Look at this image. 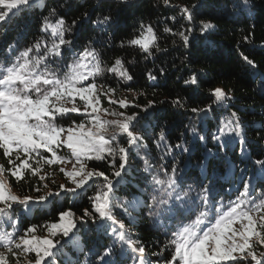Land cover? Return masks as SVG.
Masks as SVG:
<instances>
[{
	"label": "snow or ice",
	"instance_id": "snow-or-ice-1",
	"mask_svg": "<svg viewBox=\"0 0 264 264\" xmlns=\"http://www.w3.org/2000/svg\"><path fill=\"white\" fill-rule=\"evenodd\" d=\"M230 2L235 15L243 16L250 10L249 0ZM113 3L128 6L130 0ZM163 4L186 22L180 25L182 30L167 26L163 29L164 33L178 36L185 48L195 47L198 40L209 41L215 33L216 26L210 20H202L198 25L200 36L194 35L196 17L203 14L202 0L183 5L163 0ZM37 6V0H0V28L15 25L20 37L7 44L0 61V155L5 160L0 163V264H60L65 245L78 246L75 236L84 225L100 233L103 241L86 253L82 251L84 264H160L159 259H153L160 253L149 252L151 245L129 227L145 216L154 223L170 222L164 233L168 238L164 251L171 249V254L164 264H264V159L253 162L251 175L247 166L239 168L238 175L236 166L232 167L240 188L227 205L217 201V196H221L217 189L222 190L223 185L219 184V177L210 174L213 166L224 161L225 150H231L237 140L241 155L251 159L246 152L249 126L236 108L234 90L211 88L205 97L210 102L191 108L187 107V98L172 99L174 108L202 120L218 110L228 113L218 121L216 132L210 137L190 122L185 133L191 134V142L181 133L173 144L163 125L149 128L142 123L149 121V110L155 108L156 101L139 105L134 102L135 97L133 101L115 98L117 89L99 82L106 80L108 74L118 82L135 78L128 66L134 61L120 56L111 63L105 60L119 30V18L113 16L111 7L95 19L84 11L69 22L66 16L79 11L81 5L75 0H64L48 9V14L38 21L39 35L25 42V33L16 21ZM64 8L67 11H61ZM169 19L179 22L177 16ZM86 21L91 22L96 36H78L82 28H87ZM253 36L249 30L243 43L254 42ZM158 40L153 25L140 22L135 34L120 39L119 47L137 48L147 58L166 51ZM22 42L25 46L21 50ZM239 59L245 74L254 78L256 94L264 100V66L244 52L239 53ZM164 74V68L147 72L151 81ZM183 83L195 95L200 93L203 80L192 72ZM128 90L132 91L131 85ZM104 100L122 110L103 107ZM132 108L140 110L129 111ZM245 111L252 114L248 108ZM257 136L264 141V117ZM209 138L215 151L206 147ZM200 144L205 145L202 154ZM150 145L159 150L158 157L147 151ZM134 155L143 161L142 172L147 175L137 177L135 185L129 181L124 187L122 182L129 175ZM194 158L200 176L189 183L188 165ZM89 162H102L110 173L89 168ZM45 166H56L65 183L57 185L54 179L49 182L55 171L49 173ZM29 176L38 178L33 190L40 193L44 189L42 195L20 196L13 191L10 178L19 184ZM257 188L261 189L258 196ZM81 194L87 197L90 207L78 217L71 208L60 211L59 220L47 227L48 236L36 235L37 228L43 230L44 225L32 224L21 230L18 210L30 212L33 205L61 198L71 202V198Z\"/></svg>",
	"mask_w": 264,
	"mask_h": 264
},
{
	"label": "trees",
	"instance_id": "trees-1",
	"mask_svg": "<svg viewBox=\"0 0 264 264\" xmlns=\"http://www.w3.org/2000/svg\"><path fill=\"white\" fill-rule=\"evenodd\" d=\"M193 0H172L174 5L190 4ZM204 7L201 9L202 15L196 17V29L194 35L200 36L198 25L202 20H210L215 26L216 31L210 37L209 41L198 40L195 47L185 48L178 36H172L164 33L165 26L173 28V30H182L180 25L186 22L179 19V14L171 10L163 4V0H130L128 6H116L113 0H75V3L81 5L79 11L66 16L70 22L72 19L80 15L81 12H88L91 19H95L102 11L107 12L109 7L114 17L118 16L119 24L118 31L115 34L114 47L108 50L105 60L111 63L114 57L120 56L125 60L134 61L128 65L135 74L133 81L127 83L113 78L112 74H108L107 79L99 81L111 85L117 89L115 98H127L139 105H145L148 101H156L154 109H150L149 121L142 123L151 128L152 125H163L165 133L169 140L174 144L178 142L177 138L181 133H185V126L194 124L198 129H203L202 134H210L216 132L219 120L228 116L227 112L218 110L215 114L209 113L206 119L194 117L191 113L183 112V110L174 108L170 101L177 96L187 98V107L203 106L204 103L210 101L205 100L209 95V89L214 87H225L234 90L236 108L240 109V116L246 126H249L247 132V159L242 156L239 150V141L233 145L231 150L227 151L224 161L210 169V174L214 173L219 177V184L223 185L221 196H217V201L227 205L230 200L235 199L237 190L240 188L238 179L234 180L232 167L236 166L237 175L238 169L247 166L249 175L253 174L252 164L256 159H264V141H260L257 132L261 128V118L264 117V100L255 92L254 78L245 74L243 67L240 64L239 53L244 52L250 54V58L254 59L257 64L264 66V47H261V41H264V0H249L250 10L243 16L235 15L232 3L230 0H202ZM58 3H64V0H37V7L34 10H29L27 16H23L16 21V24L22 26L25 33V42H31L39 35L38 21L43 16L48 14V9L56 6ZM226 5V7H225ZM61 11H67L66 8ZM177 16L178 23L171 21L169 17ZM140 22L152 24L156 29L159 40L158 43L162 49L166 51L156 52L155 55L145 58L137 48L119 47L120 39H128L135 34L136 27ZM87 28H82L78 36L86 37L96 36L97 33L92 31L90 21L85 22ZM254 25V28H253ZM249 30L254 32L252 43H243L242 38ZM111 35V32L109 33ZM18 29L13 25L7 29L0 28V61L4 59V50L7 44L15 39H19ZM25 42L20 44L21 50L25 46ZM86 42V41H85ZM79 44V41H77ZM164 68L165 74L159 75L156 81H151L147 72L156 73L158 69ZM192 72L198 73L203 80L200 93L193 94L190 88H186L183 80ZM128 85H131L132 91L128 90ZM142 93V94H140ZM139 94V95H138ZM166 101L164 104L159 102ZM103 107L119 109L118 105H109L106 100L102 101ZM245 108L251 110L252 114H248ZM138 108L129 109V111H139ZM235 110V109H233ZM183 112V114H182ZM75 116V114H73ZM111 119V117H108ZM79 122V120L77 121ZM59 123H65L60 121ZM70 123V121L68 122ZM157 133L159 128L156 129ZM191 142V134L185 133ZM199 143V142H197ZM214 142L209 138L206 147L212 148ZM205 145L200 144L199 153L202 154ZM153 153L154 156L160 155L159 150L154 145H150L147 150ZM66 154V151L63 153ZM144 153L141 152V156ZM180 158L177 157V160ZM241 160L244 162L241 163ZM0 163H5L4 158L0 155ZM197 160L194 158L191 164L188 165V171L191 173L189 183H193L197 176H200V169L195 167ZM132 167L128 170V177L123 183L127 187L129 181L133 185L136 184L137 177L147 175L142 172L143 161L138 156L131 158ZM181 169L184 168V163L180 164ZM89 168H99L100 170L110 173L102 162H89ZM45 171L49 173L55 171L54 176H49V182L54 179L56 184L65 183V178L56 166L48 168L45 166ZM203 178V177H201ZM150 179V177H149ZM13 184V191L20 196L42 195L45 191L42 189L40 193L33 190L38 186V178L29 176L25 182L16 183L14 178H10ZM208 183V181H205ZM257 183V181H253ZM51 186V185H50ZM120 187V186H118ZM260 188L256 189L255 195H259ZM91 194V193H89ZM117 195H122L117 193ZM90 207L89 201L84 194L80 197L71 198V202L67 198H61L56 202L47 203L44 205H33L30 212H25L23 209L18 210L17 215L21 219V230L28 225H44L45 228H37L36 235L47 233V227L51 222L59 220L58 213L62 210H71L78 217L82 214L84 208ZM70 219V218H68ZM170 222L154 223L151 219L138 218L134 225H129L130 230L145 244L151 245L149 252L160 253L158 257L160 264H164L166 257L170 258L171 249L164 251L167 245L168 238L164 233L168 230ZM75 240L78 241V246L66 244L63 249V255L60 258V264H84V256L81 254L87 252L89 248H95L97 243L103 242L100 233L89 229L88 225L80 228L76 234ZM90 255V254H89Z\"/></svg>",
	"mask_w": 264,
	"mask_h": 264
},
{
	"label": "rangeland",
	"instance_id": "rangeland-1",
	"mask_svg": "<svg viewBox=\"0 0 264 264\" xmlns=\"http://www.w3.org/2000/svg\"><path fill=\"white\" fill-rule=\"evenodd\" d=\"M68 218H66L67 220ZM61 223H64V222H61ZM50 226V225H49ZM62 231V229H61ZM38 237H45V236H48V232L47 233H44V234H40V235H37Z\"/></svg>",
	"mask_w": 264,
	"mask_h": 264
}]
</instances>
